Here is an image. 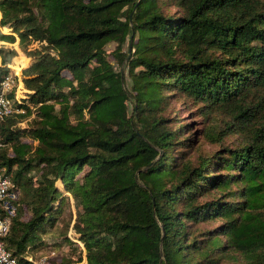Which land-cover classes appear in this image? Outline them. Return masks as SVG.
<instances>
[{"label": "trees", "instance_id": "16d2710c", "mask_svg": "<svg viewBox=\"0 0 264 264\" xmlns=\"http://www.w3.org/2000/svg\"><path fill=\"white\" fill-rule=\"evenodd\" d=\"M0 13L27 90L0 130L18 264L65 246L50 264H264V0Z\"/></svg>", "mask_w": 264, "mask_h": 264}, {"label": "built area", "instance_id": "2783aa9c", "mask_svg": "<svg viewBox=\"0 0 264 264\" xmlns=\"http://www.w3.org/2000/svg\"><path fill=\"white\" fill-rule=\"evenodd\" d=\"M1 21V13H0ZM2 31V29L0 28ZM11 46L12 44L0 43V48ZM14 61L4 64L0 56V130L2 124L13 114H24V110H17L16 103L22 104L20 100L22 85V70L18 71L14 67ZM22 67V66H21ZM12 97H15L13 99ZM16 102V103H15ZM1 135V132H0ZM3 147L0 136V149ZM20 191L16 186L13 177L6 173L5 169H0V264H18L12 253L6 248L5 238L10 232L12 221L18 214V202ZM55 251L42 255L38 258L27 257L29 264H50L55 258Z\"/></svg>", "mask_w": 264, "mask_h": 264}, {"label": "rangeland", "instance_id": "374dc122", "mask_svg": "<svg viewBox=\"0 0 264 264\" xmlns=\"http://www.w3.org/2000/svg\"><path fill=\"white\" fill-rule=\"evenodd\" d=\"M10 30V29H9ZM2 31H4L3 30V28H2ZM10 32V31H9ZM7 44H9V43H7ZM17 46H18V41H17V43L16 44H12V47L11 46H5V47H7V48H17ZM110 49H112V47H110ZM125 56L127 57V58H129V56H130V50H128V48L125 50ZM18 57H21V56H18ZM22 59H23V57H21ZM28 96H29V94H28ZM173 107L174 108H176V109H181V104H177V103H173ZM181 116L183 117V120H185L186 122H192V121H195V122H193V124L195 123V125H198L197 127H201V122H199L198 120H192L191 118H192V116L189 114V113H181ZM24 124H26V126L28 125V123L27 122H23ZM31 130H33V129H31ZM31 130H30V132H31ZM56 247H54V248H51V249H54V251L56 250V252H57V254H59V256H61L62 254H66V253H68L69 252V248L67 247V246H65V247H63L62 249H59V250H57V249H55ZM49 251V249L48 250H45V253H49L48 252ZM52 251V250H51ZM44 254V253H43ZM42 255V254H41ZM82 264H86V260H84V262L82 263Z\"/></svg>", "mask_w": 264, "mask_h": 264}, {"label": "crops", "instance_id": "0c3cea01", "mask_svg": "<svg viewBox=\"0 0 264 264\" xmlns=\"http://www.w3.org/2000/svg\"><path fill=\"white\" fill-rule=\"evenodd\" d=\"M0 28L2 29L1 24H0ZM2 32L4 33V31H2ZM4 34H5V33H4ZM0 43H5V42H0ZM22 85H23V83H22ZM23 89H24V91L27 92V90L24 88V86H23ZM28 93H30V92L28 91Z\"/></svg>", "mask_w": 264, "mask_h": 264}, {"label": "water", "instance_id": "95a60500", "mask_svg": "<svg viewBox=\"0 0 264 264\" xmlns=\"http://www.w3.org/2000/svg\"><path fill=\"white\" fill-rule=\"evenodd\" d=\"M131 48H132V42H131V44H130V49H129V50H130V55H131ZM129 57H130V56H129Z\"/></svg>", "mask_w": 264, "mask_h": 264}]
</instances>
